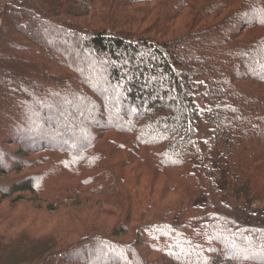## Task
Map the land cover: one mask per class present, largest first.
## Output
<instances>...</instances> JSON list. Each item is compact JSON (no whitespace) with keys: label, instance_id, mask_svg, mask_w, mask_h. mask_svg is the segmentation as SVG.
Instances as JSON below:
<instances>
[{"label":"trees","instance_id":"16d2710c","mask_svg":"<svg viewBox=\"0 0 264 264\" xmlns=\"http://www.w3.org/2000/svg\"><path fill=\"white\" fill-rule=\"evenodd\" d=\"M262 9L0 3V264H264Z\"/></svg>","mask_w":264,"mask_h":264},{"label":"rangeland","instance_id":"374dc122","mask_svg":"<svg viewBox=\"0 0 264 264\" xmlns=\"http://www.w3.org/2000/svg\"><path fill=\"white\" fill-rule=\"evenodd\" d=\"M9 0H0V3L1 4H5L6 2H8ZM259 16H261V15H258V14H256V12H254V13H252V14H250L249 16H248V18L249 19H251V18H258ZM67 37H68V35H67ZM92 53V52H91ZM106 79V78H105ZM62 116H59V119L61 118ZM82 133L80 134V138H82L83 140H85V142H87L89 139H90V133H89V130L88 129H86L85 128V122H83L82 123ZM206 125H200L199 126V131H200V135L202 136V137H205V136H207V134H208V130L206 129V127H205ZM68 145H70V146H73V147H76L77 149H78V146H76L75 145V142H70ZM13 148V147H12ZM14 150H16V147H14L13 148ZM0 156H1V153H0ZM4 161H6V162H8L9 161V159L8 158H5L4 159ZM219 179H220V184H221V186L225 189V190H228V189H226V185H225V179L222 177V176H219ZM9 201V200H8ZM8 203V202H7ZM227 238H225V240H223V242L224 243H228V241H229V235H227L226 236ZM249 250H251V249H249ZM240 252V251H239ZM234 253H236L235 251H233V254ZM245 256H247V257H251V256H253V257H259V255H257L255 252H246V253H243ZM117 258H122V257H120V256H118Z\"/></svg>","mask_w":264,"mask_h":264},{"label":"snow or ice","instance_id":"6c2138e0","mask_svg":"<svg viewBox=\"0 0 264 264\" xmlns=\"http://www.w3.org/2000/svg\"><path fill=\"white\" fill-rule=\"evenodd\" d=\"M262 14H264V9L260 10ZM261 22H264V18H262Z\"/></svg>","mask_w":264,"mask_h":264}]
</instances>
